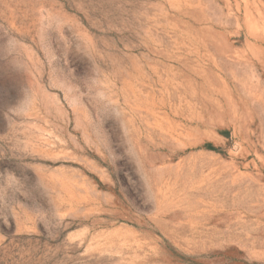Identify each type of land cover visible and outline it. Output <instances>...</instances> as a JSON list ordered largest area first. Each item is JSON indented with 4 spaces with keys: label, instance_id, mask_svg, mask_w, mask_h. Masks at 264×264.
I'll use <instances>...</instances> for the list:
<instances>
[{
    "label": "rangeland",
    "instance_id": "1",
    "mask_svg": "<svg viewBox=\"0 0 264 264\" xmlns=\"http://www.w3.org/2000/svg\"><path fill=\"white\" fill-rule=\"evenodd\" d=\"M0 264H264V0H0Z\"/></svg>",
    "mask_w": 264,
    "mask_h": 264
}]
</instances>
